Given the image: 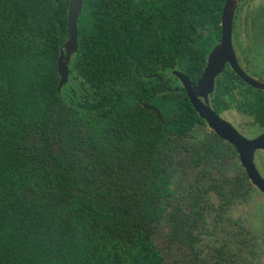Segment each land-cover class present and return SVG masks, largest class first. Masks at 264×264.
<instances>
[{
    "label": "trees",
    "instance_id": "obj_1",
    "mask_svg": "<svg viewBox=\"0 0 264 264\" xmlns=\"http://www.w3.org/2000/svg\"><path fill=\"white\" fill-rule=\"evenodd\" d=\"M222 2L82 0L56 92L68 0H0V264H163L151 236L177 175L226 161L209 129L192 140L205 124L170 76L199 78ZM244 88L225 67L210 108L239 110ZM225 183L189 182L192 218L174 204L171 236L195 239V195L221 211L240 198Z\"/></svg>",
    "mask_w": 264,
    "mask_h": 264
},
{
    "label": "rangeland",
    "instance_id": "obj_2",
    "mask_svg": "<svg viewBox=\"0 0 264 264\" xmlns=\"http://www.w3.org/2000/svg\"><path fill=\"white\" fill-rule=\"evenodd\" d=\"M219 116L229 123L238 120V117L229 111H225ZM206 130H208L206 126L195 127L193 133L190 135L192 140L201 138ZM231 162L232 166H235L236 162L234 160H231ZM231 162L226 158L224 164L216 166L212 170L209 168L201 169L199 166L191 173L182 171L177 175L174 182V187L176 186L177 189L174 200L168 203L166 213L155 226L151 236L154 247L163 259V264H246L243 262L242 250L237 252L234 248V246H237L236 243L239 242L238 239L243 238V235L242 237L239 235L241 232L236 236V233H238L237 226L239 227L240 224L243 226L244 230L246 228L251 230L252 234L249 237H251L250 239H252L253 242L256 241L258 244L261 241L259 232L263 231V218L260 217L261 215L257 214L256 210L262 198L254 191L247 194L246 191L248 187L245 189L242 185H238L237 187L231 186L229 189L228 183H225L226 192H228V194L232 190L235 191L236 188H239L240 198L236 199V201H232V204L226 207L227 209L229 208L228 210L224 208L222 211L217 209L219 201L212 194H209L206 198L195 195L194 199L201 206L202 211V217H198L197 220L195 219L193 222L195 232L192 236L195 239H185V235L182 231H180L176 237L171 236V224L168 219V214L174 204L176 206L178 205L181 212H189L186 205L189 202L188 199L193 198V195L187 198L186 186L189 182L194 179L204 185L215 179H227L231 174L229 171ZM254 163L260 175L264 178V153L258 154ZM241 189L246 192L243 196L241 195ZM242 202H244V204H241ZM189 216L192 218L191 214H189ZM228 223L233 225L229 226ZM231 235L234 237L231 238ZM253 249L254 248H252V250ZM248 264H253L252 260H249Z\"/></svg>",
    "mask_w": 264,
    "mask_h": 264
},
{
    "label": "water",
    "instance_id": "obj_3",
    "mask_svg": "<svg viewBox=\"0 0 264 264\" xmlns=\"http://www.w3.org/2000/svg\"><path fill=\"white\" fill-rule=\"evenodd\" d=\"M240 0H223L218 26L219 41L208 51L205 64L199 78L191 82L177 70H172L170 76L176 79L184 91L185 97L198 118L207 129L223 142L230 144L238 155V160L244 169L250 183L264 194V181L259 177L252 163L254 150H264V133L247 140L240 136L232 126L221 119L209 106L208 97L213 92L215 79L222 73L225 65L245 85L253 89L264 90V82L246 76L239 68L231 45V26L235 8ZM82 8V0H68L66 9V40L59 49L56 60L58 82L56 92L67 82L68 63L77 51V19ZM177 91L176 88L173 89ZM152 111L158 121H161L158 111L149 105H142Z\"/></svg>",
    "mask_w": 264,
    "mask_h": 264
},
{
    "label": "flooded vegetation",
    "instance_id": "obj_4",
    "mask_svg": "<svg viewBox=\"0 0 264 264\" xmlns=\"http://www.w3.org/2000/svg\"><path fill=\"white\" fill-rule=\"evenodd\" d=\"M211 30L214 34L213 39L215 38V45L219 41L218 24L217 27ZM231 45L234 58L242 72L251 79L264 82V0H240L238 2L232 18ZM225 67L229 69L227 65H225ZM245 86L247 87L246 89L244 88L243 95H245V98L243 99V103L239 106V110L233 109L232 106L227 110L234 113L238 117V120L227 123H229L240 136L247 140H251L264 133V90L253 89L247 85ZM226 146L228 149L226 152L227 160L229 162H231V160L236 162L235 166H232V162L229 165L231 174L225 179L228 183V188L230 189L231 186L237 187L238 183H241L245 189L250 186L251 191L256 192L262 198L259 207L256 208L257 214L261 215L260 217L263 218V231L259 232L261 241L259 244L256 243V241L253 242L252 239H250L251 237H249L252 231L247 228L244 230L243 226L239 224V227L237 226L238 233H236V236L241 232L239 235L241 237L243 235V238L238 239L239 242L236 243L238 247L234 246V248L237 252L242 250L244 263L248 264V261L252 260L253 264H264V194L250 183L244 169L239 163L235 149L228 143H226ZM260 153L263 154L264 150H254L252 153V163L259 177L264 181V178L260 175L254 163V160ZM241 195H244V190L242 189ZM241 204H244V202ZM228 225L232 226L233 224L231 225L228 223ZM230 237L232 238L234 236L231 235ZM252 248L255 250H252Z\"/></svg>",
    "mask_w": 264,
    "mask_h": 264
}]
</instances>
